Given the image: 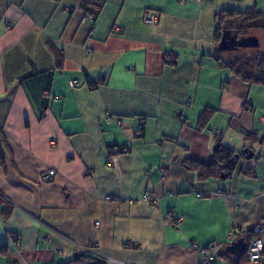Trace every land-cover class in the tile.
I'll return each instance as SVG.
<instances>
[{
  "label": "crops",
  "instance_id": "crops-1",
  "mask_svg": "<svg viewBox=\"0 0 264 264\" xmlns=\"http://www.w3.org/2000/svg\"><path fill=\"white\" fill-rule=\"evenodd\" d=\"M83 1L0 0V264H62L86 247L105 264H199L187 246L212 242L214 264L244 263L250 237L264 245V113L251 85L217 65L229 57L217 53L214 14L264 12V0H90L95 20ZM217 135L252 150L240 165L254 177L200 180L185 167L209 163ZM47 169L57 173L43 183ZM240 238L241 251H224Z\"/></svg>",
  "mask_w": 264,
  "mask_h": 264
},
{
  "label": "trees",
  "instance_id": "trees-1",
  "mask_svg": "<svg viewBox=\"0 0 264 264\" xmlns=\"http://www.w3.org/2000/svg\"><path fill=\"white\" fill-rule=\"evenodd\" d=\"M84 12H91L93 20L98 17L99 9L91 2L83 1ZM214 40L216 47L221 38L222 32H229L236 39H244L253 36L252 32L257 29L264 30V12L258 11L255 7H248L244 10L235 8H224L216 11L214 14ZM50 49L55 58V69L61 70L63 63V55L61 51L49 44ZM238 49V48H237ZM236 50V49H234ZM218 53V52H217ZM216 54V53H215ZM216 63L220 67H226L240 81L247 85H263L264 86V54H255L251 56L240 55L228 61L220 60L217 55H214ZM174 63V62H173ZM35 74V71L30 69L18 76L19 80L26 79ZM90 88H96V82L87 81ZM100 83H104L101 81ZM206 118L209 116V111L206 112ZM243 132L245 140H256L259 137L254 133ZM262 138V137H261ZM219 135L216 137V149L213 152L212 159L209 163H201L195 160H186L184 165L187 169L197 172L200 180H205L209 177H231L234 173L240 171L254 177L253 168H242L240 159L243 158L241 153H236L234 150L223 146L219 142ZM8 152L6 139L0 126V165H4V153ZM235 154L238 157L235 159ZM244 159V158H243ZM251 238V237H250ZM62 264H105L103 258L94 256L87 252L77 253L72 260Z\"/></svg>",
  "mask_w": 264,
  "mask_h": 264
},
{
  "label": "built area",
  "instance_id": "built-area-1",
  "mask_svg": "<svg viewBox=\"0 0 264 264\" xmlns=\"http://www.w3.org/2000/svg\"><path fill=\"white\" fill-rule=\"evenodd\" d=\"M89 2L90 0H85ZM84 19L93 20V15L91 12H84ZM144 21L148 23H153L156 20V17L152 13L146 12L143 16ZM86 52H91L90 48L86 49ZM98 81H104L105 76L103 74H99L97 77ZM76 81L70 80L68 81L69 87H74L76 85ZM186 102H190L189 99L186 100ZM111 120V117L109 115H106L105 121L108 123ZM117 125L121 124L120 120L116 121ZM112 151L114 153H119L123 151V148L121 146L113 145ZM113 157L107 156L105 159V165L109 166V164L112 162ZM166 166L160 167V171L164 172L166 170ZM56 170L54 169H47L42 175L40 176V181L50 182L53 180V178L56 176ZM146 174H149V169L147 170ZM142 200L146 203H148L151 207H157L158 204V198L157 196H152L150 194H144L142 196ZM230 238V235L228 236ZM12 245L14 248H17L19 245L18 239H11ZM130 241H126V244L128 245ZM221 245L216 242L210 243L205 248H199L194 243H189L187 246L188 252H194L198 258H199V264H214L217 260V253L220 250ZM91 247H86L84 252L91 253ZM60 253V251H58ZM244 263L242 264H262L264 262V245L261 241V239L257 237H251L249 241L247 242L245 249H244Z\"/></svg>",
  "mask_w": 264,
  "mask_h": 264
},
{
  "label": "rangeland",
  "instance_id": "rangeland-1",
  "mask_svg": "<svg viewBox=\"0 0 264 264\" xmlns=\"http://www.w3.org/2000/svg\"><path fill=\"white\" fill-rule=\"evenodd\" d=\"M253 36H255L258 39V46L257 47H244V48H238L236 50H228V51H219L218 55L221 56L223 59H226L229 57V59L235 58L236 56L245 55V56H251L255 54H264V30L257 29L252 32ZM228 60V59H227ZM251 92L250 96L253 99L254 103L258 106L261 114L264 113V86L263 85H256L253 84L250 86ZM213 133H216L213 132ZM228 134L230 135L231 139L234 140L235 134L231 131H228ZM220 144H223V141H221L220 137ZM243 149H240V153H242ZM240 161L245 163L247 159L241 158Z\"/></svg>",
  "mask_w": 264,
  "mask_h": 264
},
{
  "label": "water",
  "instance_id": "water-1",
  "mask_svg": "<svg viewBox=\"0 0 264 264\" xmlns=\"http://www.w3.org/2000/svg\"><path fill=\"white\" fill-rule=\"evenodd\" d=\"M259 44L258 39L255 36L247 37L244 39H236L235 36L229 34V32H222L221 38L218 42L217 49L219 51H228L234 50L237 48L244 47H257ZM242 156L244 159H250L253 156V152L250 148L246 147L242 150ZM238 154H235L234 158L236 159ZM220 177H223L221 174ZM244 246V238H240L237 241L232 242L230 245H227L224 251L237 254Z\"/></svg>",
  "mask_w": 264,
  "mask_h": 264
}]
</instances>
